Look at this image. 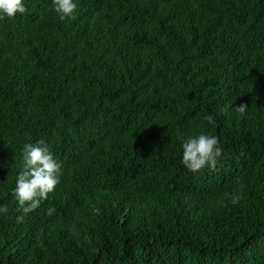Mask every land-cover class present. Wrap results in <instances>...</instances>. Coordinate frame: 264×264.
Wrapping results in <instances>:
<instances>
[{"label": "trees", "instance_id": "obj_1", "mask_svg": "<svg viewBox=\"0 0 264 264\" xmlns=\"http://www.w3.org/2000/svg\"><path fill=\"white\" fill-rule=\"evenodd\" d=\"M25 2L0 18V264H264V0ZM200 132L222 154L193 172ZM40 139L60 182L25 212Z\"/></svg>", "mask_w": 264, "mask_h": 264}, {"label": "clouds", "instance_id": "obj_2", "mask_svg": "<svg viewBox=\"0 0 264 264\" xmlns=\"http://www.w3.org/2000/svg\"><path fill=\"white\" fill-rule=\"evenodd\" d=\"M52 6L61 20L71 19L75 17L78 0H52ZM26 11L25 0H0V18L13 17ZM246 107L245 104L237 106L240 112H244ZM181 148L182 163L193 172L204 167L215 169L217 159L222 154V145L218 137L207 132L188 136L182 142ZM20 153L19 171L12 193L19 206L27 212L36 209L41 201L47 199L48 194L55 190L60 182L62 162L43 139L25 142ZM7 211V206L0 204V213ZM53 212L54 208L47 209L49 215ZM11 254L12 251H8L1 258L8 262Z\"/></svg>", "mask_w": 264, "mask_h": 264}]
</instances>
